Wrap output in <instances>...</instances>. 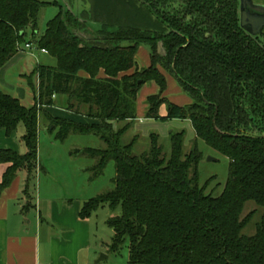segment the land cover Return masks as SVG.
<instances>
[{
    "label": "trees",
    "instance_id": "obj_1",
    "mask_svg": "<svg viewBox=\"0 0 264 264\" xmlns=\"http://www.w3.org/2000/svg\"><path fill=\"white\" fill-rule=\"evenodd\" d=\"M73 2L0 0V70L29 44L57 61L55 67L38 65L25 77L34 106L0 92V131L11 137L22 124L27 149L22 156L0 152V164L9 166L0 193L26 171L28 196L39 167L43 115L57 141L78 134L105 144V149L77 151L97 159L88 170L91 179L115 162L114 189L85 202L80 212L86 220L101 207L121 210L108 221L109 253L120 255L128 245V264H264V31L252 37L241 28V0H89L88 14L75 12ZM50 5L59 13L39 37L40 13ZM142 46L150 50L151 65L139 69ZM160 68L176 80L190 105L166 97L168 82ZM153 83L159 91L146 100V120L189 121L196 136L189 154H184L186 130L169 133V158L154 133L150 151L142 156L133 155L136 138L123 144L137 119L138 96ZM59 97L67 111L87 109L86 117L100 123L43 114ZM116 123L126 124L116 130ZM198 141L231 162L219 197L199 186ZM248 203L263 211L252 236L243 230L253 215L241 219Z\"/></svg>",
    "mask_w": 264,
    "mask_h": 264
},
{
    "label": "rangeland",
    "instance_id": "obj_2",
    "mask_svg": "<svg viewBox=\"0 0 264 264\" xmlns=\"http://www.w3.org/2000/svg\"><path fill=\"white\" fill-rule=\"evenodd\" d=\"M41 2H53L62 0H39ZM256 4H264V0H253ZM91 2V0H90ZM90 2L89 0H74L73 4L75 12L90 13ZM59 13V8L56 6L45 7L39 16L38 21V33L41 37L47 29L48 23L53 20ZM32 35L29 32L27 40L30 41ZM141 48L148 47L142 46ZM150 51V50H149ZM37 57L36 60H29L30 55ZM28 56H23L22 60L16 62L12 68L8 69V72L4 76V83L0 81V92L17 98L22 102L24 107L30 104L35 105V95L31 92L28 87V83L25 77H31L34 71H31L29 75L26 74L31 68H35L37 64L55 67L57 65L56 59L47 54H42L38 48L33 52L27 51ZM139 69V65H137ZM25 71H23V69ZM161 69V68H160ZM162 72L165 73L163 69ZM169 76L172 80L171 83L180 90L181 88L177 84L176 80ZM166 76V78H167ZM21 78L23 82L21 81ZM36 88H38V81H34ZM168 82V81H167ZM182 92V90H181ZM183 93V92H182ZM184 94V93H183ZM188 97V96H187ZM189 98V97H188ZM190 99V98H189ZM65 98L59 97L55 101L54 107L45 108L43 114H49L53 118L60 120H70L76 122L87 123L92 121L87 118V109H74L67 111V108L62 107ZM191 100V99H190ZM32 104V105H33ZM33 105V106H34ZM69 116V117H65ZM81 119L76 120V119ZM96 123H100L97 121ZM162 125L161 123H157ZM49 122L42 117L39 120V148H38V163L39 169L37 176L31 184L32 194L37 197L39 194L53 193L59 194L62 197L69 198L72 202L88 201L96 198L100 195L106 194L112 191L115 187L114 181L117 176L116 165L114 161H110L102 175L96 179H91V173L88 172L92 169L97 159L84 154H77V151H83L87 149L101 150L105 149V144L94 135H70L65 142L55 140V132L49 131ZM118 127V128H117ZM115 129L119 130L123 127L121 124ZM53 129V126L50 127ZM175 130L174 126L170 128L165 136L159 138V146L163 150L164 156L167 158L171 155V140L169 133ZM187 135L185 139L184 154H189L194 148V141L196 139L195 132L189 127L186 129ZM176 131V130H175ZM178 131V130H177ZM182 131V130H181ZM159 132V131H158ZM157 131H153L151 134H158ZM180 132V131H179ZM25 134V128L21 124L16 133L11 137L15 139L16 143L23 147L24 154L27 153V149L22 141ZM150 134V135H151ZM160 137V136H159ZM136 138L134 144L133 155L142 156L147 154L151 148L150 136L138 135L134 129H131L123 137V144L129 145ZM198 149L202 154V160L198 167L199 186L206 190V194L212 195L213 197H219L223 194L226 184L230 175L231 162L228 158L223 157L209 148L203 141H198ZM20 174H25L22 172ZM121 210L113 212L109 207H101L91 217L90 227H93V239L98 243H104L109 246L113 238V232L108 226V221L114 216H119ZM263 211L258 208L254 203L246 204L241 219L244 221L248 217L252 216L251 221L243 230V234L252 236L256 232V224L260 221ZM128 254V245H125L121 251V256L125 257Z\"/></svg>",
    "mask_w": 264,
    "mask_h": 264
},
{
    "label": "crops",
    "instance_id": "obj_3",
    "mask_svg": "<svg viewBox=\"0 0 264 264\" xmlns=\"http://www.w3.org/2000/svg\"><path fill=\"white\" fill-rule=\"evenodd\" d=\"M261 5L264 6V4ZM23 56H28L27 51L19 53L0 70L1 83H4V76L8 69L12 68L16 62L19 63ZM36 58L30 55L29 60L38 62ZM136 59L140 68H148L151 65L150 51L146 48H140ZM38 65L40 64L36 66ZM35 68H31L22 77L29 75ZM171 80L167 76L166 97L178 106L190 105L192 101L176 85L174 86ZM21 81L23 82L22 78ZM158 91L154 83L142 88L137 101V119L131 129L143 136H150L153 131H159L157 135L161 138L173 126L176 131L186 130L189 124L192 128L189 121H173L158 125L156 122L146 120V100ZM32 104L27 108L32 107L34 105ZM161 115H166L165 107L161 109ZM93 123L96 122H87V124ZM121 124L124 126L126 123H116L115 127ZM6 150L21 156L25 155L23 147L1 130L0 152ZM8 167L6 164H0V184ZM23 172H25L24 175L19 174L13 184L0 193V264H128V254L125 257L121 254L113 255L109 253L104 243L98 244L93 239L91 218L86 220L80 218V212L86 200L72 202L69 198L53 193L34 196L31 184L37 174L29 184L27 196L25 189L28 174L26 171ZM102 255L107 256V259L103 258L99 262Z\"/></svg>",
    "mask_w": 264,
    "mask_h": 264
},
{
    "label": "water",
    "instance_id": "obj_4",
    "mask_svg": "<svg viewBox=\"0 0 264 264\" xmlns=\"http://www.w3.org/2000/svg\"><path fill=\"white\" fill-rule=\"evenodd\" d=\"M65 5L68 6L67 3ZM69 10H71L70 7ZM240 25L252 37L261 35L264 31V6L256 4L253 0H241ZM73 33L86 41L93 40L91 35L82 32ZM159 53L165 55L162 44L159 45ZM103 258L107 259V256L102 255L99 262Z\"/></svg>",
    "mask_w": 264,
    "mask_h": 264
},
{
    "label": "built area",
    "instance_id": "obj_5",
    "mask_svg": "<svg viewBox=\"0 0 264 264\" xmlns=\"http://www.w3.org/2000/svg\"><path fill=\"white\" fill-rule=\"evenodd\" d=\"M26 51L29 52H33L34 50H36V47L34 45H26ZM42 54H47V52L45 50H39Z\"/></svg>",
    "mask_w": 264,
    "mask_h": 264
},
{
    "label": "flooded vegetation",
    "instance_id": "obj_6",
    "mask_svg": "<svg viewBox=\"0 0 264 264\" xmlns=\"http://www.w3.org/2000/svg\"><path fill=\"white\" fill-rule=\"evenodd\" d=\"M62 2H64V0H62Z\"/></svg>",
    "mask_w": 264,
    "mask_h": 264
}]
</instances>
